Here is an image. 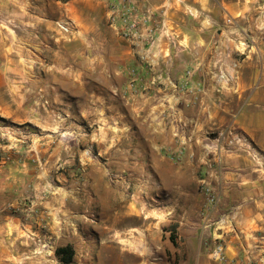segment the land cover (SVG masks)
<instances>
[{
	"label": "crops",
	"instance_id": "obj_1",
	"mask_svg": "<svg viewBox=\"0 0 264 264\" xmlns=\"http://www.w3.org/2000/svg\"><path fill=\"white\" fill-rule=\"evenodd\" d=\"M152 4L153 8L164 11L165 24L173 22L175 30L168 28L167 31L174 37L179 27L180 10H185L184 6L171 0ZM214 22L218 23L216 19ZM222 27L217 29V44L223 40L225 26ZM191 33L188 35L190 46L183 49L178 45L179 51L175 53L171 49L165 60L181 54L182 49V54L193 61L194 69H181L182 72L174 76L175 69L160 68L165 75V86L156 89L168 93H155L145 99L135 97L131 106L134 111L130 114L121 113L118 99L114 100L113 113L107 112L110 101L105 91L112 89L116 95L125 89L126 73L122 69H85V74L97 72L102 78L97 93L89 78L84 77L79 82L66 76L69 83L65 87L67 96L58 100L67 106L79 101L74 96L76 87L81 88L82 95L87 94V99L82 98L81 114L62 115L71 123L66 131L69 156L64 162L43 161L41 166L31 162V158H40L39 155L46 152L58 154L61 147L57 138L45 143L27 131L22 133L21 142L28 144H7L9 150L12 149L9 153L14 161L0 164V196H7L0 202V210L6 203L16 204L25 197H42L47 187L41 188L37 184L41 170H57L65 165L68 213L64 216L54 212L49 215L47 223V233L54 232L57 241L60 238L59 246L72 244L76 249H89L96 243L97 264H200L206 253L203 235L209 234L215 240L220 238L226 245L231 264H248V256L242 252L245 250L242 236L249 232L250 221L257 218L256 213H251L250 203L264 199V82L242 80L248 70L258 74L256 69H209L210 62L205 65L201 57L212 52L214 45L209 44L201 30ZM170 40L169 37V43ZM163 51L167 54L168 49L164 47ZM133 58H130L131 62ZM189 70L192 73L189 88L177 90ZM18 72L26 75L24 67ZM221 73L237 76L225 80ZM172 90L177 92L171 93ZM91 91L95 96L90 98ZM91 103L98 106V111L106 112L91 116L88 111ZM106 121L125 122L130 130L121 129L106 136L104 126L100 124ZM79 122L82 123L81 130L78 129ZM90 122L99 125V156H106L103 162L89 161L83 153L84 145L88 143L85 136L89 134ZM135 124L137 130L132 129ZM112 125L116 128L115 124ZM226 129L234 132L222 138ZM213 130L219 131L221 136L211 137L207 132ZM17 152L23 155V162L16 160L21 157ZM171 155H179L180 160H173ZM123 164L135 168L145 164L150 169L153 178L144 183L146 194H124L122 179L111 182L105 177L104 170L121 169ZM204 182L216 189L219 200L211 209L206 204L201 212L206 199L199 186ZM54 185L63 187V184ZM89 187H94L91 189L93 195L87 197ZM73 199L78 204L85 202L83 204L91 209L92 214L85 216L74 212ZM4 216L15 224L21 220L8 214ZM239 228L244 234L238 231ZM39 229L21 220L18 229L9 227L7 232L18 230L38 237Z\"/></svg>",
	"mask_w": 264,
	"mask_h": 264
},
{
	"label": "rangeland",
	"instance_id": "obj_2",
	"mask_svg": "<svg viewBox=\"0 0 264 264\" xmlns=\"http://www.w3.org/2000/svg\"><path fill=\"white\" fill-rule=\"evenodd\" d=\"M139 1L142 9H145L147 6L153 7L152 2L158 3L161 0ZM171 1L182 4L185 9L180 10L177 34L172 37L167 30L168 28L175 30L173 22L165 24L164 11L161 8H154L152 24L157 32L155 43L150 44L146 40L136 42L123 36L120 26L111 23L108 4L110 0H0V152L10 155L9 151L12 149L9 150L7 144H28L21 142L22 133L27 131L32 137H36L38 141L42 139L45 143L51 139L55 141L57 138L61 147L58 154L51 155L46 152L45 155H39L40 158L36 156L31 158V162L40 166L43 161L64 162L69 156L66 152V144L69 141L66 131L71 123L65 121L66 118H62V115L81 114L82 98L87 99V94L82 95L81 88L76 87L74 96L79 101L67 106L65 102L58 100L67 96L65 87L69 86V83L65 79L66 76H72L79 82L83 81L84 77L89 78L91 86L97 93L98 82L102 81V78L97 72L85 74V69H122L123 73H126L124 83L127 89L125 85L122 93L117 92L116 95L112 89L105 91L110 101L107 112L113 113L114 100L118 99L121 113L130 114V111H134L131 106L135 97L145 99L155 93L160 95L168 93L163 89L157 90L165 86L163 81L165 75L163 76L160 68L175 69L174 76L182 72L181 69H194L193 61L182 54L184 51L182 49L181 54H176L168 61L165 60V55H169L171 49L177 53L178 45H182L183 49L189 47L188 35H192L191 32L195 30H201L209 44L214 45L212 52L201 57L205 65L210 62L209 69L217 71L256 69L258 74L248 70L242 80L264 82V0H185L182 3ZM215 19L218 23L214 22ZM221 25L225 26V32L223 31L222 42L217 44L215 42L217 29L222 27ZM167 42L169 45H166ZM164 47L168 49L167 54H163ZM131 57H134L132 62ZM23 67L26 69V75L18 72V69ZM131 69L136 70V77L129 74ZM138 69L143 71L139 72ZM220 75L225 80L237 76L227 73ZM177 90L170 92L175 93ZM94 96L91 91L90 98ZM88 108L91 116L106 112L98 111V106L93 103ZM100 124L104 126L106 136L121 129L130 130L125 122L106 121ZM112 124H115L116 128ZM81 125L79 122V130L82 129ZM132 129L137 130L136 124L132 125ZM98 131V123L90 122L89 134L85 136L88 143L84 145L83 153L89 161L96 159L103 162L106 156L104 154L99 156L101 149ZM233 132V129L224 130L222 138L225 134L232 135ZM207 133L211 137L221 136L217 130ZM13 148L17 149V146ZM16 154L21 155L20 152ZM174 156L171 155L173 160H180ZM16 160L23 162V155ZM13 161L12 156L11 160L2 161L0 164ZM66 175L65 165L59 166L57 170L42 169L37 181L41 188L47 187L42 197L33 195L25 197L22 202L19 200L16 204L6 203L4 209L0 210V264H63L56 255V249L60 245L57 243L61 240L59 237L58 241L56 240L54 232L47 233L49 231L47 223L49 215L54 212L64 216L68 213L66 210L68 199L64 186ZM104 175L111 182L122 179V193L129 195L135 192L146 194L144 183L147 179L153 178L145 164L136 168L123 164L121 169L104 170ZM54 184H63V187H56ZM93 188H88L85 194L87 197L93 195L91 193ZM199 191L206 199L202 185L199 186ZM6 197L0 196V202ZM39 200L47 202H38ZM72 201L74 212L85 216L92 214L91 209L83 204L85 202L80 201L78 204L75 199ZM205 205L206 201L203 200L201 212ZM250 208L253 215L257 214V218L248 224L247 227H250L248 233L244 234L240 228L238 230L244 234L242 240L245 250L242 252L248 256L246 258L248 264H264V199L258 203H250ZM7 214L20 218L34 228L40 227L39 236H30L24 231L19 233L18 230H11L8 233L9 227L18 229L21 220H17L16 224L12 219L9 222L10 220L4 216ZM232 231L235 232L233 228ZM215 241L214 236L203 235L206 253L203 254L204 259L200 264L216 263L207 251ZM90 246L89 249H76L73 246L75 256L72 264H97L96 243ZM85 259L88 262H84Z\"/></svg>",
	"mask_w": 264,
	"mask_h": 264
},
{
	"label": "built area",
	"instance_id": "obj_3",
	"mask_svg": "<svg viewBox=\"0 0 264 264\" xmlns=\"http://www.w3.org/2000/svg\"><path fill=\"white\" fill-rule=\"evenodd\" d=\"M176 1L182 3L185 0ZM108 4L109 20L111 23L120 26L123 36L136 42L146 40L150 44L155 43L157 29L152 24L155 16V9L152 6H147L145 9H142L139 0H110ZM129 74L136 77L137 72L135 69H131ZM191 74L190 70L187 71L178 88L181 90H187L189 88ZM11 158V155H4L0 152V162H7ZM174 158H179V155H175ZM202 189L206 198L207 208H213L219 200L216 189L206 182L202 184ZM209 256L217 264H231L226 252V245L220 238L214 242L209 251Z\"/></svg>",
	"mask_w": 264,
	"mask_h": 264
},
{
	"label": "trees",
	"instance_id": "obj_4",
	"mask_svg": "<svg viewBox=\"0 0 264 264\" xmlns=\"http://www.w3.org/2000/svg\"><path fill=\"white\" fill-rule=\"evenodd\" d=\"M171 239L175 242L173 235H171ZM56 255L63 264H72L74 261L75 250L71 244L59 246L56 249Z\"/></svg>",
	"mask_w": 264,
	"mask_h": 264
},
{
	"label": "bare ground",
	"instance_id": "obj_5",
	"mask_svg": "<svg viewBox=\"0 0 264 264\" xmlns=\"http://www.w3.org/2000/svg\"><path fill=\"white\" fill-rule=\"evenodd\" d=\"M10 113V112H9Z\"/></svg>",
	"mask_w": 264,
	"mask_h": 264
}]
</instances>
